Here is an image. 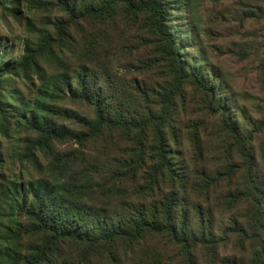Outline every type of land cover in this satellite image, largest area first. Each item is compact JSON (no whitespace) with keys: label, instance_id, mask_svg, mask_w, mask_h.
Returning <instances> with one entry per match:
<instances>
[{"label":"trees","instance_id":"1","mask_svg":"<svg viewBox=\"0 0 264 264\" xmlns=\"http://www.w3.org/2000/svg\"><path fill=\"white\" fill-rule=\"evenodd\" d=\"M193 7V0H0L2 16L21 18L25 32L20 54L0 52V137L14 139L12 156L32 172L0 181V264H264V143L259 158L250 147L264 120L249 130L239 120L243 107L196 45ZM129 25L152 37L168 66L164 85L128 87L110 71L117 31ZM184 83L218 116L235 161L189 172L176 159ZM66 140L99 141L96 157H119L86 162L79 151L55 149ZM189 140L196 148L195 130ZM120 141L127 152L118 151ZM227 246L232 253H222Z\"/></svg>","mask_w":264,"mask_h":264},{"label":"rangeland","instance_id":"2","mask_svg":"<svg viewBox=\"0 0 264 264\" xmlns=\"http://www.w3.org/2000/svg\"><path fill=\"white\" fill-rule=\"evenodd\" d=\"M193 19L197 27L196 45L201 47L208 61L222 73L225 81L234 93L236 103L243 107L245 118L239 117L246 128L252 129L251 123H260L264 120V73L260 60H264V21L260 13L264 9V0H193ZM248 15L247 19L243 16ZM21 17V16H20ZM180 22L188 21L190 13L179 16ZM138 25H129L120 28L118 35H122L114 53L113 60L109 63L111 72H118L120 82L129 87L147 83L151 86L164 85L168 81V66L157 53L155 43L145 29ZM89 30L84 26L82 32ZM25 32L21 18L12 19L4 17L0 11V52L10 48L8 57L20 54ZM77 38V36H76ZM191 50H186L190 53ZM70 62L76 65L79 59L69 57ZM102 65V61L98 62ZM12 85L26 96L27 92L18 80H12ZM182 101L177 105V116L174 121L176 142L174 149L176 159L182 167L189 171L205 166L211 170L217 169L227 160H236L235 149L231 146L229 137L219 127V118L207 110L203 94L187 83L182 84ZM152 105V103H151ZM82 116L90 117V110L83 104H75ZM236 117L235 112H232ZM192 130L196 131L197 146L194 148L189 140ZM113 142L116 136L112 137ZM264 143V130L253 133L251 148L259 158V144ZM106 145L113 143L105 142ZM15 145L13 138L0 137V181L15 180L16 176L25 180L32 175L27 163L19 164L12 156ZM99 141H87L75 144L66 140L55 144L57 151L66 153L79 151L83 160L97 159L99 161L115 160L119 154L110 152L106 156L96 157ZM120 153L127 152V145L120 141L117 145ZM258 167L262 172L264 181V161L258 159ZM126 194L131 192V185L127 187ZM102 201V200H99ZM104 203L108 201L103 200ZM109 202H113L110 200ZM222 253H232L227 246Z\"/></svg>","mask_w":264,"mask_h":264}]
</instances>
